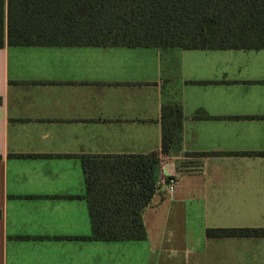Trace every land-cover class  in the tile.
<instances>
[{
	"label": "crops",
	"instance_id": "0c3cea01",
	"mask_svg": "<svg viewBox=\"0 0 264 264\" xmlns=\"http://www.w3.org/2000/svg\"><path fill=\"white\" fill-rule=\"evenodd\" d=\"M0 99V264H264V238L206 236L264 227V48L5 46ZM153 152L145 239H94L83 157Z\"/></svg>",
	"mask_w": 264,
	"mask_h": 264
},
{
	"label": "trees",
	"instance_id": "16d2710c",
	"mask_svg": "<svg viewBox=\"0 0 264 264\" xmlns=\"http://www.w3.org/2000/svg\"><path fill=\"white\" fill-rule=\"evenodd\" d=\"M5 46L264 48V0H0ZM1 103V99H0ZM183 110L161 111V154L182 141ZM204 155V153H198ZM160 155L83 157L96 240H143ZM208 238H264L261 228H209Z\"/></svg>",
	"mask_w": 264,
	"mask_h": 264
},
{
	"label": "built area",
	"instance_id": "2783aa9c",
	"mask_svg": "<svg viewBox=\"0 0 264 264\" xmlns=\"http://www.w3.org/2000/svg\"><path fill=\"white\" fill-rule=\"evenodd\" d=\"M176 186H177V178H176V176L170 175L166 179L165 187H164L165 191L164 192L167 195H171V194L174 193V191L176 189Z\"/></svg>",
	"mask_w": 264,
	"mask_h": 264
}]
</instances>
